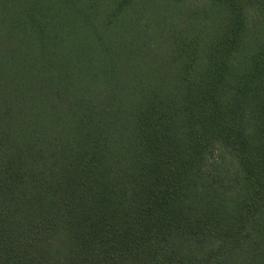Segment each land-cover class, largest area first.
Wrapping results in <instances>:
<instances>
[{"label":"trees","instance_id":"1","mask_svg":"<svg viewBox=\"0 0 264 264\" xmlns=\"http://www.w3.org/2000/svg\"><path fill=\"white\" fill-rule=\"evenodd\" d=\"M0 264H264V0H0Z\"/></svg>","mask_w":264,"mask_h":264}]
</instances>
